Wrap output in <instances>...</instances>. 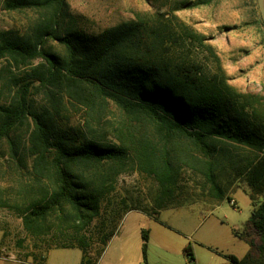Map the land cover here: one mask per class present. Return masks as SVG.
<instances>
[{"label":"trees","instance_id":"obj_1","mask_svg":"<svg viewBox=\"0 0 264 264\" xmlns=\"http://www.w3.org/2000/svg\"><path fill=\"white\" fill-rule=\"evenodd\" d=\"M68 1H3L9 11L41 12L24 32L0 31V58L12 61L7 86L14 92L0 100V140L21 165L16 132L28 124L22 151L31 158L30 183L15 209L26 234L43 244L34 245L33 262L44 263L51 249L78 248L79 264H97L128 211L156 219L160 210L187 205L190 193L180 183L187 168L204 180L202 194L214 203L231 200L221 173L245 182L251 209L242 237L250 248L241 258L226 256L233 264H264V118L223 76L205 74L186 54L172 55L180 44L152 15L91 31ZM256 20L264 34L257 7ZM67 103L82 110V122L70 121ZM110 104L122 118L107 139L100 126ZM128 164L153 179L149 199L120 195L117 178ZM141 236L145 261L148 230ZM183 251L193 260L189 247Z\"/></svg>","mask_w":264,"mask_h":264},{"label":"rangeland","instance_id":"obj_2","mask_svg":"<svg viewBox=\"0 0 264 264\" xmlns=\"http://www.w3.org/2000/svg\"><path fill=\"white\" fill-rule=\"evenodd\" d=\"M3 1L0 0V31L24 32L41 15V12L30 9L9 11L4 8ZM180 1H190L191 5L175 10L173 7ZM194 1L69 0L68 10L77 17L81 27L91 31L134 19L137 13L152 15L149 19L155 24L159 22L180 44L172 45V55L186 54L205 74L223 76L227 84L241 95L240 98L264 118V34L256 20L257 0H212L198 4ZM185 28L199 35L200 39L186 36ZM49 45L57 48L53 42ZM10 61L0 58V100L9 99L14 93L7 86ZM11 69L19 75L20 71ZM33 97L37 102L42 101L39 94L34 93ZM67 105L65 114L70 121L82 122V110ZM106 112L100 127L107 139H111V126H116L122 115L111 104ZM27 128L28 124L21 125L16 132L21 165L10 157L8 143L0 140V264L11 260L38 264L33 262L37 253L34 245L43 248L40 240L26 234L15 209V205L23 206L25 188L30 183L31 158L25 150L22 151ZM229 148L234 150L231 146ZM203 181L189 169H183L180 183L190 193L187 198L183 196L187 205L161 210L159 221L139 210L131 211L127 218L124 215L117 227L119 235L109 253L120 249L118 243L121 241L127 264H134L135 257L140 258L142 230L146 229V259L142 264H189L183 251L186 246L193 257L191 264H233L227 254L243 257L250 248L242 237L251 209L249 198L243 191L247 188L245 182L228 180L221 173L220 183L231 200L224 197L214 203L211 197L202 194ZM116 185L120 195L131 202L149 199L155 183L135 164H128L120 172ZM80 252L78 248L51 249L47 253L48 263L79 264Z\"/></svg>","mask_w":264,"mask_h":264},{"label":"crops","instance_id":"obj_3","mask_svg":"<svg viewBox=\"0 0 264 264\" xmlns=\"http://www.w3.org/2000/svg\"><path fill=\"white\" fill-rule=\"evenodd\" d=\"M131 211H133V210H130V211H128L125 214L126 215V218H127V216L129 215V213ZM160 211H159L158 216L156 218L158 221H159V219L161 220V218H159V215L161 214ZM119 231L114 236H112V238L109 240V242H108L107 246L105 247L104 252L101 255L100 259L98 260L97 264H102V263L103 264H127V261L128 260H126V252L124 250H122L121 241H119V243H118V245L120 246V249H117V250H114L113 249L111 251V253H109L110 246L115 242L117 236L119 235ZM140 252H141L140 253V258L138 260L137 257H135L134 264H142V260H143L142 251H140ZM10 258H13L14 259L13 256H10ZM46 258H47L46 262L40 263V264H49L48 263L49 262V256H48V254H47V257ZM7 262L3 261V264H30L28 262L20 263V262H18L16 260H11V261H9V263H7Z\"/></svg>","mask_w":264,"mask_h":264},{"label":"water","instance_id":"obj_4","mask_svg":"<svg viewBox=\"0 0 264 264\" xmlns=\"http://www.w3.org/2000/svg\"><path fill=\"white\" fill-rule=\"evenodd\" d=\"M258 9L264 23V0H257Z\"/></svg>","mask_w":264,"mask_h":264},{"label":"built area","instance_id":"obj_5","mask_svg":"<svg viewBox=\"0 0 264 264\" xmlns=\"http://www.w3.org/2000/svg\"><path fill=\"white\" fill-rule=\"evenodd\" d=\"M193 262V260L191 259H188V263L191 264Z\"/></svg>","mask_w":264,"mask_h":264}]
</instances>
